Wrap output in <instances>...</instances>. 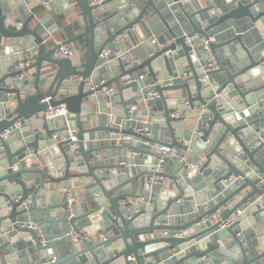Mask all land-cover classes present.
Instances as JSON below:
<instances>
[{
    "label": "water",
    "instance_id": "1",
    "mask_svg": "<svg viewBox=\"0 0 264 264\" xmlns=\"http://www.w3.org/2000/svg\"><path fill=\"white\" fill-rule=\"evenodd\" d=\"M91 1L71 0L79 31L51 45L56 26L0 0V264H264V143L251 146L264 133V0ZM150 13L164 26L151 36ZM122 33L147 51H123ZM74 42V57L55 56ZM151 83L159 96L130 112ZM58 105L66 115L47 117ZM73 179L84 193L68 217Z\"/></svg>",
    "mask_w": 264,
    "mask_h": 264
},
{
    "label": "crops",
    "instance_id": "2",
    "mask_svg": "<svg viewBox=\"0 0 264 264\" xmlns=\"http://www.w3.org/2000/svg\"><path fill=\"white\" fill-rule=\"evenodd\" d=\"M195 1L197 3H199V5H202V6L205 5L207 2V0H195ZM25 3H26V6L28 7V12L33 11L36 13V19L37 20L39 18L43 17L46 24H50L51 26L57 27L56 28L57 30L52 33V36L50 39L52 41V42H50L51 45L54 44L55 42H60L64 39V35L62 34V31H61L63 28H64L65 32L67 33L68 37L73 36L74 34H76L79 31V29H78L79 23L77 21V12L79 9L77 8V6H74V7L70 6L71 0H57V5H58L57 11H55L54 9L47 11L42 6V3H40V4L37 3V0H25ZM150 15L152 16V17H149L150 23H149V25H146V28L149 30V33H150L149 36H151L153 33H157L158 31L160 32L164 27L163 23L161 22L159 17H157L154 13H150ZM67 25L70 27L69 29L65 28ZM214 34L216 35V32ZM256 34L259 36L260 32L258 30H256ZM135 40L137 41V44L132 45L131 43H129L130 48L127 49L126 46L123 44V42L126 41L128 43L130 41H129L128 37L124 34V37L122 38V40L120 42L122 45V50L123 51H129L131 53H135V52H133V51H135L133 49L138 48L139 52H146L147 47H145L144 41H141L140 39H136V38H135ZM79 43L82 44V39L79 41ZM80 44H77L74 42V43H71L68 45L74 46L76 49V52H77L76 54H78L80 52V50L82 49V47H80ZM31 52H33V51H31ZM4 56H6V55H4ZM23 56L27 57L28 55H23ZM33 71L34 70L31 69L28 72V75H31ZM143 74L145 75L144 72H143ZM143 79H146V75L144 76ZM164 83H165V81L163 80L162 84H164ZM149 86L150 85L147 84V87H145L146 91H147V88ZM166 94L168 97L169 96L171 97V98H169V101L174 99V95H175L174 92L166 91L165 95ZM150 103H149V100H146L144 97H142L141 99H138V103L135 105V111L137 110V112L140 114V112L143 109H146L151 105ZM93 120L94 119H89V120L87 119L84 121L86 122V124H91ZM149 120L150 119H148V121ZM154 133H156V132H154ZM150 134H152V133H150ZM118 136H119V134L117 135V137ZM127 154L130 156H134V154H131L129 152H127ZM144 156H146V155H143V157ZM69 189L73 190L75 198H76V203L81 202V196H82V193H84V189L79 184L77 179H73L71 181V187ZM76 211H77V209H76ZM100 232L107 233L106 230H101ZM108 235L109 234L107 233V236ZM92 237L95 238V235L91 236V237L88 236L87 239L90 240ZM68 241H70V240L68 239Z\"/></svg>",
    "mask_w": 264,
    "mask_h": 264
},
{
    "label": "built area",
    "instance_id": "3",
    "mask_svg": "<svg viewBox=\"0 0 264 264\" xmlns=\"http://www.w3.org/2000/svg\"><path fill=\"white\" fill-rule=\"evenodd\" d=\"M102 0H92L91 3H99ZM182 2H190V1H195V0H181ZM124 37V34H119L117 36V41L121 42L122 38ZM188 40H190V38H188ZM215 40V36L214 35H210L208 37H201L200 38V45L202 48V57L204 59V64L202 65V67L204 68V70H209L212 69L214 67H216V59L214 56L213 51L210 48V43L213 42ZM76 49L74 46L71 45H61L58 48H56L55 50V56L58 58H71L74 57L76 55ZM105 54L108 53V50L106 49L104 51ZM34 61V55L30 54L27 57H23L21 58L18 62H16L13 66V69H23L26 66L32 64ZM136 63V61H132V64ZM144 74L139 75L140 79L144 78ZM163 80H161L162 82ZM165 83H168V81H165ZM164 83V84H165ZM150 86L148 87L147 91H145L144 95L142 97H144L146 100H152V99H156L159 96V93L152 89V83L149 84ZM112 90V87H103L102 88V92L103 93H108L109 91ZM141 97V98H142ZM140 98V99H141ZM130 112L135 111V104L131 105L129 108ZM67 113V109L64 105H58L56 107H51L47 110L46 112V116L47 117H54V116H58V115H66ZM111 124H115L116 126H118L116 123H114L113 121L110 122ZM122 124H119V127H121ZM118 134L116 133H111L112 138L115 139H125L128 138V135L126 134H119V136L117 137ZM72 139H74V137H72ZM264 143V133L263 134H257L254 138V140L251 142V146L255 147L257 145H260ZM159 150L161 151V158L163 159L164 157H168L173 155L175 152L174 150L166 145H160L159 146ZM188 166H195L198 167V164L196 163H189ZM158 169H161V167H158ZM163 181L165 182V179H163ZM66 213L68 217L73 216L76 213V198L74 195V192L72 189H67L66 191ZM213 217H216L215 215ZM234 221L233 219H227L225 221H223L221 223V227H226L229 226L230 224H232ZM67 235L70 237V240L74 243L80 241V239L82 237L86 238L89 236L86 232H70L69 234L67 233ZM90 237V236H89ZM107 237V233L105 232H99L95 234V239H105ZM42 242H44L42 240ZM144 264H148V263H144Z\"/></svg>",
    "mask_w": 264,
    "mask_h": 264
},
{
    "label": "trees",
    "instance_id": "4",
    "mask_svg": "<svg viewBox=\"0 0 264 264\" xmlns=\"http://www.w3.org/2000/svg\"><path fill=\"white\" fill-rule=\"evenodd\" d=\"M59 25H60V24H59ZM63 26H64V25H63ZM65 28H68V29H69L70 27L67 25Z\"/></svg>",
    "mask_w": 264,
    "mask_h": 264
}]
</instances>
